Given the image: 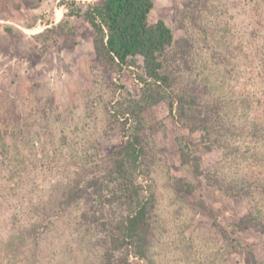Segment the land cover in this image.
<instances>
[{"label":"rangeland","instance_id":"obj_1","mask_svg":"<svg viewBox=\"0 0 264 264\" xmlns=\"http://www.w3.org/2000/svg\"><path fill=\"white\" fill-rule=\"evenodd\" d=\"M102 1L0 0V264H264V0H154L176 87L219 106L223 146L204 151L162 101L143 115L133 184L111 172L124 139L108 108L143 85L65 16ZM132 185L149 202L146 260L117 248Z\"/></svg>","mask_w":264,"mask_h":264},{"label":"trees","instance_id":"obj_2","mask_svg":"<svg viewBox=\"0 0 264 264\" xmlns=\"http://www.w3.org/2000/svg\"><path fill=\"white\" fill-rule=\"evenodd\" d=\"M66 18L78 17L88 22L94 30V46L98 59L109 70L121 74L126 69H136L142 83V95L135 99L121 86L119 98L108 108L110 116L120 124L123 143L114 152L111 172L116 179L132 182L140 167L145 151L143 147V115L151 107L167 101L175 119L192 131L204 133L203 150L222 147L220 137L224 128L215 123L218 105L202 101L195 88H177L167 63L169 51L175 45L174 31L160 19L151 23L154 0H103L101 4H88L85 8L75 2L67 3ZM194 173L202 175L198 156H185ZM115 177V176H113ZM252 187L245 184L238 190ZM134 204L129 214L119 223L118 249L126 254L146 260L147 236L150 229L149 202L142 198L138 188L127 189ZM73 196L67 203L72 202ZM258 228V227H257ZM124 264H133L125 259Z\"/></svg>","mask_w":264,"mask_h":264}]
</instances>
